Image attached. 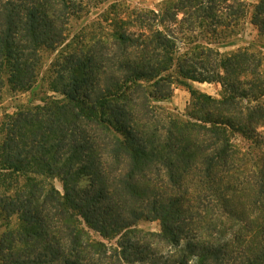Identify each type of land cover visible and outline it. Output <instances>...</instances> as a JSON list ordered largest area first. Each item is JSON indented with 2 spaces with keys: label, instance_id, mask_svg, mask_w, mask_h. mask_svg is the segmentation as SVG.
I'll return each instance as SVG.
<instances>
[{
  "label": "trees",
  "instance_id": "obj_1",
  "mask_svg": "<svg viewBox=\"0 0 264 264\" xmlns=\"http://www.w3.org/2000/svg\"><path fill=\"white\" fill-rule=\"evenodd\" d=\"M246 18L264 38V0H0V104L52 93L2 123L0 264H264L263 46L222 50Z\"/></svg>",
  "mask_w": 264,
  "mask_h": 264
},
{
  "label": "rangeland",
  "instance_id": "obj_2",
  "mask_svg": "<svg viewBox=\"0 0 264 264\" xmlns=\"http://www.w3.org/2000/svg\"><path fill=\"white\" fill-rule=\"evenodd\" d=\"M166 0H126L127 3H129L132 6H137L145 9H158L161 4ZM258 0H246V3L249 6V12L252 10L253 6L257 3ZM241 40L237 41L233 46L223 48V51H229L233 50L237 47L239 44L244 43H257L259 46H263L261 48V51H263L264 54V38L258 37L255 29L249 24V18H246L244 30L242 32V36L240 37ZM193 86L204 93H207L209 95H212L214 97H218L221 93V86L218 83H193ZM45 95H52V93H49L46 90V84H43V89L39 91L37 89L33 92H26V93H20L17 95L10 94L8 91H4L2 95V102L0 104V142L3 139L4 131L2 130V123L4 118H6V115H10L17 107H20L22 105H27L30 103H38L42 97ZM190 101V93L187 88L183 86H178L174 88L173 94L171 98L167 101L159 103L161 106L169 107L170 109H176L179 112L183 113L188 106ZM234 141L237 145L242 147L243 149L247 147H251L252 153L256 154L259 153V150L256 148L250 146V142L244 140L240 135L235 134L234 135ZM52 183L55 185V187L62 191V185L59 182L58 179H53ZM16 223V217L12 218V224ZM138 228L146 230V231H152V232H159L160 225L158 222H140L138 223ZM3 228H0V233L2 232ZM93 239L102 241L106 245H114L116 239L112 240H104L99 235L95 233H91Z\"/></svg>",
  "mask_w": 264,
  "mask_h": 264
}]
</instances>
